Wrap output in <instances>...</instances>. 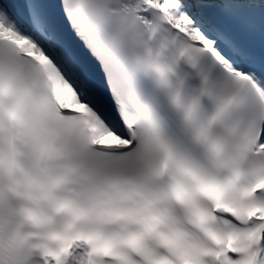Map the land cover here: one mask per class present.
<instances>
[{
    "label": "snow or ice",
    "instance_id": "obj_1",
    "mask_svg": "<svg viewBox=\"0 0 264 264\" xmlns=\"http://www.w3.org/2000/svg\"><path fill=\"white\" fill-rule=\"evenodd\" d=\"M0 264H264V0H0Z\"/></svg>",
    "mask_w": 264,
    "mask_h": 264
}]
</instances>
